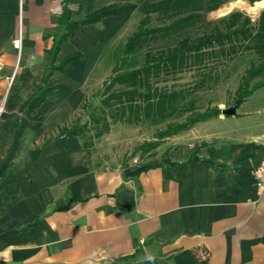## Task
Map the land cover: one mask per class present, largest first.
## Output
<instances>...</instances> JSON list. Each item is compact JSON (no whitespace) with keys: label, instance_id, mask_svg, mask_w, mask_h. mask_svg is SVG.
<instances>
[{"label":"crops","instance_id":"0c3cea01","mask_svg":"<svg viewBox=\"0 0 264 264\" xmlns=\"http://www.w3.org/2000/svg\"><path fill=\"white\" fill-rule=\"evenodd\" d=\"M158 1L0 0V264H264L253 178L264 120L243 122L251 114L236 109L124 165L84 149L72 125L102 63L121 58ZM114 4L133 8L79 27L51 54L64 5L78 20ZM253 4L228 0L206 19Z\"/></svg>","mask_w":264,"mask_h":264},{"label":"trees","instance_id":"16d2710c","mask_svg":"<svg viewBox=\"0 0 264 264\" xmlns=\"http://www.w3.org/2000/svg\"><path fill=\"white\" fill-rule=\"evenodd\" d=\"M227 1L160 0L146 7L137 29L123 45L119 63L112 68L109 80L104 84L99 115L92 116L93 123L98 126L94 137H100L109 131L107 115L113 122L134 124H158L173 116L185 115L182 122L169 123L163 131L157 132L155 141L144 142L139 149L145 154L157 148L164 139L218 117L221 109L216 106L203 111L196 109L194 92L203 87L207 80L214 79L212 75L215 65L224 60H232L244 51H253L258 56L259 63L250 64L242 76L236 90V106L264 86V11L259 14L255 25L239 11L214 21L206 19L207 13L218 9ZM247 1L253 4L261 0ZM132 8V4L108 5L81 19L72 20L64 5L59 24L65 27V33L54 41L51 54H55L59 43L72 36L79 27L94 23L104 16L122 14ZM152 15L165 22L156 27L149 26ZM197 28H203L202 33L192 35ZM160 38L163 43L155 45L156 47L150 46L139 67L124 70L128 56L148 46L149 42L156 43ZM78 56L69 55L59 68ZM201 68L208 70L200 74L201 79L191 88L187 86L168 90L157 86L160 80L165 81L190 69L200 71ZM257 78L259 80L253 82ZM115 86L120 89H115ZM41 96L38 102L41 101ZM66 129L67 127H63L59 132ZM77 134L83 139L84 149L90 151L91 139H84L81 129H78Z\"/></svg>","mask_w":264,"mask_h":264},{"label":"rangeland","instance_id":"374dc122","mask_svg":"<svg viewBox=\"0 0 264 264\" xmlns=\"http://www.w3.org/2000/svg\"><path fill=\"white\" fill-rule=\"evenodd\" d=\"M233 5L241 6V2L236 1L234 4L223 7L218 12V14H225ZM254 6L255 5L248 7L249 12H241L250 18L253 25H255L259 14L264 11V8L253 11L252 8ZM207 16L211 17L210 15ZM211 21H214V19ZM164 22L165 21L163 19H158L155 15H152L149 26L156 27L162 25ZM21 28L22 26L20 25V31ZM202 30L203 28L194 29L191 34H201ZM162 41L163 40H161L160 38L156 43L150 44L149 42L148 46H145L144 48L137 50L132 55L128 56L127 61L125 62L123 67L124 70L139 67L143 62L145 51L150 49V46L156 47L155 45L163 43ZM118 56L119 54L117 53L114 61L111 60L108 63H102L100 69L103 75L101 74V77H99L97 81L94 82L90 87L91 92L89 93L87 102L82 110L78 113V115L73 118L72 125L77 131L78 129L83 130L84 139H91L92 145L90 147V150L98 155L101 160L107 161L108 163L124 165L127 163V161L132 160L135 157L138 159V157L144 156L146 153L142 154L139 147L144 142L155 141L157 132L163 131L169 123L182 122L185 118V115L173 116L172 118H168L158 124H150L149 122L136 124L124 123L121 121L113 122L111 117L107 115L106 118L109 122V131L101 135L100 137H94L96 127L98 126L93 123L92 116L99 115V111L101 108L100 100L103 97V87L105 82L109 80V77L111 75L110 69L119 63ZM258 63L259 58L253 51H244L235 56L232 60H224V62L215 65L216 67L214 68L212 75L214 79L207 80L203 87L196 89L194 92V96L196 98V109L198 111H203L208 107L216 106L219 109H227L236 106V90L240 84L242 76L249 68L250 64ZM207 70L208 68H201L200 71H198L197 69L186 70L182 73L169 77L165 81L160 80L157 83V86L164 87L168 90L184 88L187 86L191 88L192 85L198 83V81L201 79L200 74ZM258 80L259 78H257L253 82ZM115 89H120V87L115 86ZM236 109L240 114L244 112L251 114L248 117L244 116L241 120L243 122H247L250 120L251 122L264 120V86L256 90L239 106H236ZM235 115L236 114H234V116ZM220 116L232 117L222 114ZM213 122L214 121L211 119L210 123ZM196 125H194L191 130L194 129ZM189 130L182 131L176 135L164 139L161 142L160 147H164V144L166 145V143H170L172 139L173 142L178 141L177 143L187 142L189 139L187 138L186 134ZM179 135L184 136L181 139L176 138ZM175 146H179L180 148L184 147V145L174 144L171 145L168 149H172L173 152H177L176 149H173V147Z\"/></svg>","mask_w":264,"mask_h":264},{"label":"built area","instance_id":"2783aa9c","mask_svg":"<svg viewBox=\"0 0 264 264\" xmlns=\"http://www.w3.org/2000/svg\"><path fill=\"white\" fill-rule=\"evenodd\" d=\"M21 17V12L19 14ZM20 28V24H19ZM13 47L17 49L18 53L21 49V31L18 30L17 37L12 41ZM253 178L255 181V187L257 194L261 197H264V160L254 169Z\"/></svg>","mask_w":264,"mask_h":264},{"label":"water","instance_id":"95a60500","mask_svg":"<svg viewBox=\"0 0 264 264\" xmlns=\"http://www.w3.org/2000/svg\"><path fill=\"white\" fill-rule=\"evenodd\" d=\"M235 112H236V106L227 109H221V114L225 116H234Z\"/></svg>","mask_w":264,"mask_h":264},{"label":"bare ground","instance_id":"6f19581e","mask_svg":"<svg viewBox=\"0 0 264 264\" xmlns=\"http://www.w3.org/2000/svg\"><path fill=\"white\" fill-rule=\"evenodd\" d=\"M262 8H264V0L256 3L252 9H253V11H257V10L262 9Z\"/></svg>","mask_w":264,"mask_h":264}]
</instances>
